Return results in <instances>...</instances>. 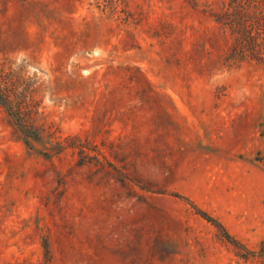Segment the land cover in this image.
<instances>
[{
  "label": "rangeland",
  "instance_id": "obj_1",
  "mask_svg": "<svg viewBox=\"0 0 264 264\" xmlns=\"http://www.w3.org/2000/svg\"><path fill=\"white\" fill-rule=\"evenodd\" d=\"M0 264H264V0H0Z\"/></svg>",
  "mask_w": 264,
  "mask_h": 264
},
{
  "label": "trees",
  "instance_id": "obj_2",
  "mask_svg": "<svg viewBox=\"0 0 264 264\" xmlns=\"http://www.w3.org/2000/svg\"><path fill=\"white\" fill-rule=\"evenodd\" d=\"M3 104V103H2ZM4 105V104H3Z\"/></svg>",
  "mask_w": 264,
  "mask_h": 264
}]
</instances>
